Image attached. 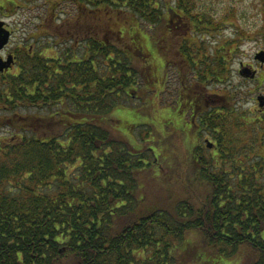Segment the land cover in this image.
<instances>
[{
    "label": "trees",
    "instance_id": "trees-1",
    "mask_svg": "<svg viewBox=\"0 0 264 264\" xmlns=\"http://www.w3.org/2000/svg\"><path fill=\"white\" fill-rule=\"evenodd\" d=\"M159 1L50 0L44 3L48 20L65 14L63 2L73 7L65 19L67 39L50 45L60 54L30 53L24 45L18 51L21 68L0 73V264H178L189 255L201 264H236L243 249L249 257L243 264H264L262 113L244 107L239 84L227 87L228 56L238 41H264V0L263 25H240L238 37L226 39L218 54L208 53L202 42H182L186 49L187 41L194 44L199 57H187L188 64L182 58L176 113L190 116L191 132L202 127L211 134L217 151L210 159L192 154L196 175L187 180L192 190L179 187L167 203L154 187L141 196L142 179L156 172L146 157L150 148L143 149L138 139L122 141L119 121L111 115L139 84L130 65L134 57L142 64L143 82L150 84L152 73V85L160 89L157 69L168 59L155 54L148 39L154 35L151 23L176 25L167 12L196 18L194 8L202 5L178 0L163 12ZM28 2L0 0L7 8ZM204 8L193 23L201 32L221 31L226 16H235L228 8L216 13V22ZM45 25L32 31L36 40L40 30L49 32ZM169 32L162 36L168 46ZM115 39L124 43L116 45ZM162 171L166 168L156 175Z\"/></svg>",
    "mask_w": 264,
    "mask_h": 264
},
{
    "label": "rangeland",
    "instance_id": "rangeland-1",
    "mask_svg": "<svg viewBox=\"0 0 264 264\" xmlns=\"http://www.w3.org/2000/svg\"><path fill=\"white\" fill-rule=\"evenodd\" d=\"M24 1L26 2V0ZM48 1L50 0H30L28 4L23 3L21 6L9 8H7L8 6L4 7V5L0 3V19L7 23L5 27L11 31L9 42L0 50V59L2 62H8V66L4 67L3 71L0 69V72L8 75L9 73L17 72L19 68H21V65H19L18 51L22 50L24 45L29 46V52L30 49H32L31 52L36 49L37 52H40L47 57L57 56L60 54V48H58L55 52L52 50L50 45H55L56 42H61L67 39L65 31L69 26V21L66 24L65 19L68 14L72 12L73 7L71 3H65L66 0H61V2L65 1L61 5V10H64L65 14L59 12L55 13L57 16L55 19L56 21L53 20V18L48 20L49 11H47L44 5V3H47ZM200 1L202 2L201 6L197 5V8L193 7L196 18L192 19L189 16L178 18L176 16L172 17L169 15L167 12L168 5L173 6V4L177 3L178 0L159 1V5L163 7L160 8V10L163 11L164 9L167 12L166 17H170L171 19L173 18V22L176 23V25H172L171 22L167 21H165L163 25L160 23H151V29L154 31V35L153 38L148 39L153 42V48L157 47V53L155 54L168 59L166 66L164 62V64L161 65V68L157 69V76L159 78H156L155 84L160 89L156 90V88L153 87L152 83L154 81V76H152V73L150 75L152 79L150 84H148V82H143V76L140 73L142 64L137 61V58L135 57L134 60H131L130 62V58V65L136 67L134 73L138 76L137 81L139 84L134 88V92L129 91L126 101L123 102L125 105L114 108L111 113L114 120L117 119L119 121V128L121 132L116 133L119 137H121L122 141H129V139H131L135 142L136 139H138L139 142L137 144H141L143 149L147 147L150 148L146 152V157L152 166H156L155 168L157 174L161 171V169L163 170V167L166 168V172L162 171L161 176L166 177L168 175L170 177L169 179H163L161 176H157L155 171H149L147 174V177L149 178L145 177L142 179L143 183L145 182V185L143 184L144 189L140 190V194L142 196L145 190L147 194H149L148 192L153 191L152 187H154L156 193L162 197L165 203L169 202L170 195L174 196V194L179 191V187H182L181 190L184 191L187 189L192 190L193 187H190V183L188 184L187 180L188 178H193L196 175L192 162L194 158L192 156L193 153L197 154V152H199L197 160L203 157V155L206 159H210V157L216 153V150L213 148H207L205 145V137H211V135L201 131L198 133V130L196 133L195 129L191 132V124L189 123L190 116L186 113H176L180 106V101L178 100L177 102L178 94L182 83H184L182 79L178 77V70L182 68V58L185 57V62L188 64L189 59L187 57H199V54H197L194 50V44L190 45V42L187 41L189 47L186 49L185 47H181L183 44L182 42H184V39L188 38L191 39V41H196L200 44L203 43L208 53L210 51L211 54L213 53L216 55V53L218 54V49L222 48V44H224L226 39L238 37L236 35V30L241 31V26L247 29H255L263 25V14L261 15L263 0ZM203 7L206 9L207 16H209V18L212 17L213 19H216V22L220 19L216 13L222 14L228 8L232 9L235 16H226L227 24L225 23L221 31L216 29H207L204 32H201L199 28L193 26V23L197 19L201 18L203 12L201 9ZM210 10L214 14L210 12ZM142 21L148 22L149 26L150 21L141 18V22ZM40 23L47 24L43 26V30H49V32L42 34L40 30V32L37 33V35H39L36 36L39 40H36L32 31L35 30ZM144 27L148 30V27ZM170 30L172 32V36L169 38L170 46H168L167 41H162V36H168V33L170 34ZM258 31L260 30H257L256 35L260 33ZM100 33L103 34V31L100 30ZM123 41L124 40L120 41L115 39L114 43L116 45H121L124 43ZM238 43V48L232 51V53L228 56L230 61L231 77L228 81L229 84L227 87L239 84L242 87V93L245 94L243 100L244 107L248 109L250 108L252 111L259 114L262 113L264 106H260L257 96L260 94L264 95V81L259 83L258 78H261L260 75L264 74V66H262L260 60L255 58V55L262 49L264 50V41L262 42L257 38H243L238 41ZM165 45L168 48L165 47L162 49L161 47ZM182 50L186 54L190 52V55H186L182 52ZM14 57H18L16 64L14 63ZM156 58L159 62H161L162 57ZM13 63L14 67L12 68ZM244 67L252 70L255 75L248 76L241 73V69ZM152 72L154 74V69ZM163 80H165L164 86ZM162 86L164 89L161 90ZM220 87L221 86H218L212 91H218ZM212 100L213 97H211L210 102ZM210 105L211 103L209 106ZM262 118V121H259V128L261 129L264 128V113L262 114ZM246 126L247 125H244L247 131L248 129ZM244 134L245 132L239 131L238 135ZM246 134L248 135H246L245 139L250 137L249 131L246 132ZM207 170L213 173L216 172V168L209 169L208 167ZM149 187L150 190H148ZM196 194H199V196H205L204 191L201 193L198 191ZM195 238L196 235L193 239ZM198 244L202 245L203 242L198 240ZM189 258L190 259L188 261L179 259L178 264H201V261L197 259L195 255H189ZM237 258L238 260L235 261L236 264H239V261L241 264L249 261V257L244 249L237 253ZM223 264L232 263L226 261Z\"/></svg>",
    "mask_w": 264,
    "mask_h": 264
},
{
    "label": "water",
    "instance_id": "water-1",
    "mask_svg": "<svg viewBox=\"0 0 264 264\" xmlns=\"http://www.w3.org/2000/svg\"><path fill=\"white\" fill-rule=\"evenodd\" d=\"M6 24L7 23L4 20L0 19V50L4 47V45H6L9 42V39H10L11 31L5 27ZM255 58L257 60H260L261 63H264V50L262 49L260 52L256 53ZM0 61L2 62L1 59ZM1 62H0V69H2L3 71L4 67L8 66V62H2V63ZM241 73H244L248 76L255 75V73L252 70L245 68V67L241 69ZM257 99L260 103V106L261 105L264 106V95L262 94L258 95Z\"/></svg>",
    "mask_w": 264,
    "mask_h": 264
},
{
    "label": "flooded vegetation",
    "instance_id": "flooded-vegetation-1",
    "mask_svg": "<svg viewBox=\"0 0 264 264\" xmlns=\"http://www.w3.org/2000/svg\"><path fill=\"white\" fill-rule=\"evenodd\" d=\"M32 51V49H30V52ZM18 61V57H14V63L16 64V62ZM14 63H13V66H12V68L14 67ZM262 66H264V64L262 63ZM10 70V69H9ZM0 73H2V72H0ZM264 113V109H262V114ZM202 128V127H201ZM200 127L199 128H197V130H198V133L200 132V131H202V132H205V130L203 129H201ZM206 134H209L208 132L206 133ZM209 135H211V134H209ZM205 145H206V147L207 148H213L214 150H216L217 151V141H216V139L211 135V137H205Z\"/></svg>",
    "mask_w": 264,
    "mask_h": 264
}]
</instances>
